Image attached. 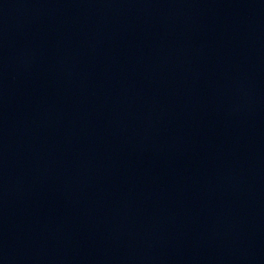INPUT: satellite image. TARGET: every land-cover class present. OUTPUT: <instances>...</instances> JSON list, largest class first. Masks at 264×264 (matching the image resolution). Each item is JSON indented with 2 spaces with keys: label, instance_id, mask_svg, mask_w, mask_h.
Instances as JSON below:
<instances>
[{
  "label": "water",
  "instance_id": "1",
  "mask_svg": "<svg viewBox=\"0 0 264 264\" xmlns=\"http://www.w3.org/2000/svg\"><path fill=\"white\" fill-rule=\"evenodd\" d=\"M0 264H264V0H0Z\"/></svg>",
  "mask_w": 264,
  "mask_h": 264
}]
</instances>
